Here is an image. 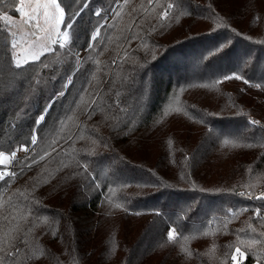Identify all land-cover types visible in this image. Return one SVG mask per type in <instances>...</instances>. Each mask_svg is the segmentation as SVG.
<instances>
[{"label": "trees", "instance_id": "trees-1", "mask_svg": "<svg viewBox=\"0 0 264 264\" xmlns=\"http://www.w3.org/2000/svg\"><path fill=\"white\" fill-rule=\"evenodd\" d=\"M61 7L21 67L0 19V264H264V0Z\"/></svg>", "mask_w": 264, "mask_h": 264}, {"label": "snow or ice", "instance_id": "snow-or-ice-1", "mask_svg": "<svg viewBox=\"0 0 264 264\" xmlns=\"http://www.w3.org/2000/svg\"><path fill=\"white\" fill-rule=\"evenodd\" d=\"M125 2H127V0H125ZM63 3V0H35V7L32 9V15H28V13H25V15L28 17L27 20L25 21L26 24H30L34 29L40 30V31H46L45 28H42L41 24H40V18L41 16L44 18L45 23H49V22H54V24L59 25L61 23L64 22V16H65V11H64V7H61V4ZM172 5L169 4L168 8H171ZM21 11H23V7L20 9ZM51 10V11H50ZM97 15H99V12L97 13ZM168 13L167 11L164 12V16H167ZM0 19H6V18H0ZM65 27H71V24H66ZM33 35H35V32L32 33ZM13 35H15L13 33ZM68 33L67 32H56V39H53L52 42L53 43H61V46H63L62 41H66L67 37H68ZM99 35V31L96 30L95 34L91 37L93 40L96 38V36ZM48 39H52L51 36L48 37ZM17 47V43L13 42L11 44V48L13 50H15ZM43 47H47V45H44ZM223 47V46H221ZM220 48L218 47L215 52H219ZM39 52H30L29 56H31V58L33 60L39 59ZM29 56H24L23 57V61L20 57L19 54H17L16 57L13 58L15 66L16 67H21L22 66V62L23 63H27ZM243 79L242 76L240 75H230V76H225L224 79ZM68 83H71V80H68ZM244 83L247 84L249 83L247 80H244ZM255 87L259 88L260 85L256 84ZM62 94V93H61ZM44 120V115H41L38 118V122L39 121H43ZM260 122L256 121V120H252L250 121V124L252 125H258ZM32 143L36 142V137L33 136L32 137ZM225 143H227V141H225ZM23 151L27 152L28 149L27 148H22ZM3 152H0V156H3ZM12 157L15 158V152L12 153ZM44 157L41 156V159H43ZM2 162V161H0ZM37 161L33 160L32 163H36ZM24 167H31V164H27V165H23L21 167V171H23ZM6 174L3 172H0V179H3L4 176ZM12 175H15V173H12ZM262 198H264V194H262ZM257 215H259V212H257ZM174 232L175 230L173 229L172 231H170L168 233V238L169 239H174ZM20 245H24L25 247H27V240L24 238L20 239ZM0 251H3L2 248H0ZM237 252H239V249L236 250ZM21 252V247L19 245L15 246V250L10 253V257L13 260V264H15V257ZM233 259H235V257H232Z\"/></svg>", "mask_w": 264, "mask_h": 264}, {"label": "rangeland", "instance_id": "rangeland-1", "mask_svg": "<svg viewBox=\"0 0 264 264\" xmlns=\"http://www.w3.org/2000/svg\"><path fill=\"white\" fill-rule=\"evenodd\" d=\"M22 7L24 9L23 11L20 10ZM34 7H35V0H20V7H19L20 12L17 17L7 16V15L3 16V18H6L3 19V22L6 23L12 35L13 33L15 34L13 35L14 37L13 42L17 43V47L14 50V55L16 57L17 54H19L22 61H23V57L29 56L30 52H39L40 53L39 57H40L41 55L52 51L56 44L61 45V43L52 42L53 39H56V32H67L62 30L64 22L59 25L54 24V22H49L46 24L42 16L40 18V24L42 28L46 29V31H40L34 29L30 24H26L25 21L27 20L28 17L25 15V13H28V15H32V9ZM108 19L109 18H107V20ZM33 32H35V35L32 34ZM49 36H51L52 39H48ZM67 40L64 41V43L62 42L63 45L66 44ZM44 45H47V47H43ZM77 55L78 58L81 59L82 56H80L79 54ZM28 61H33L31 56H29ZM22 64L24 63L22 62ZM26 148H28L30 152L31 148L30 147H26ZM19 151H22V149ZM7 155L8 154H4L1 157L2 163H8L9 158H7ZM260 192H264V189H262ZM175 235L176 233L174 232V236Z\"/></svg>", "mask_w": 264, "mask_h": 264}, {"label": "built area", "instance_id": "built-area-1", "mask_svg": "<svg viewBox=\"0 0 264 264\" xmlns=\"http://www.w3.org/2000/svg\"><path fill=\"white\" fill-rule=\"evenodd\" d=\"M64 43V41H62ZM80 56H82V54H79ZM26 148V147H25ZM28 149V148H27ZM29 153V150L27 152L25 151H15V158L12 157V153L7 155V158H9L8 163H2L0 162V172L5 173L6 175L4 176L3 179H0V182L2 180H4L5 178H7L13 169V164L16 160L22 158L23 156H26ZM2 157V156H1ZM2 159L0 158V161ZM262 194H264V192H260L257 197L262 196ZM235 259H233L232 264H243L244 262V256L241 253H237L235 254Z\"/></svg>", "mask_w": 264, "mask_h": 264}, {"label": "crops", "instance_id": "crops-1", "mask_svg": "<svg viewBox=\"0 0 264 264\" xmlns=\"http://www.w3.org/2000/svg\"><path fill=\"white\" fill-rule=\"evenodd\" d=\"M41 56H42V55H41ZM41 56H40V57H41Z\"/></svg>", "mask_w": 264, "mask_h": 264}]
</instances>
